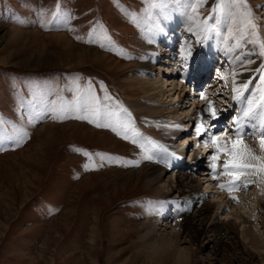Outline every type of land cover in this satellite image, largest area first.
I'll return each instance as SVG.
<instances>
[{"label":"rangeland","instance_id":"rangeland-1","mask_svg":"<svg viewBox=\"0 0 264 264\" xmlns=\"http://www.w3.org/2000/svg\"><path fill=\"white\" fill-rule=\"evenodd\" d=\"M154 2L159 0H0V117L10 122L5 125L9 133L13 124L25 133L19 145L0 137V264H176L172 256H176L175 246L167 251L171 255L165 252L164 261L160 262L144 243L149 230H154L155 235L165 233L166 226L163 230L153 227L164 211L172 213L169 221L174 225H168L166 233L174 234L175 242L190 241L188 246L195 252L188 264H239L236 256L250 263L252 255L255 264H264V170L259 167L262 161L248 158L244 163L257 166L230 169L245 171L237 178L221 174L223 161L229 158L221 153L215 161L216 179L214 173L208 177L203 166H198L194 179L186 182L187 193L197 184L200 196L210 204L207 226L225 222L236 229L235 243L224 239L232 244L231 250L225 247L220 254L215 243L213 248L208 246L216 233L199 239L185 233L176 204L162 193L169 182L175 183L177 172L166 173L162 183L152 181L178 158L192 165L203 161L208 153L207 157L216 154L212 141L198 140L195 126H209L208 135L221 137L222 146L231 148L233 140L241 139L253 155L264 157L259 131L255 135H235L238 126L246 129L244 133H252V125L261 121L264 84L259 80L262 73L255 69L264 64V56L259 55L260 44H264V0H246L251 17L245 14L243 5L229 8L230 0H206L202 6H197L196 0H165L162 7H152ZM218 3L225 12H213ZM229 11L234 17L227 15ZM53 13L57 15L54 17ZM249 19L255 29L248 24ZM172 22L176 28L171 32ZM93 29L95 33L89 37ZM165 33L168 37L176 34L175 49H182L181 56L186 59L181 63L186 67L179 71V79L188 69L192 75L200 74L202 61L207 58L214 55L219 59V65L214 62V68L198 86L199 93L206 94L205 106L211 101L217 114H206L205 118L194 114L191 126L196 123L187 137L188 150L181 146L185 139L164 140L165 134L175 133V125L178 130L181 128L179 121L174 120L179 115L173 113L172 107L163 121L153 117L147 109L157 101L167 104L170 97L162 99L161 88L154 95L144 93L138 74L145 68L143 62L153 64L161 45L166 49L163 52L170 53L169 44L166 46L163 39ZM90 39L94 42L89 43ZM200 41L210 43V50L216 52L205 51L203 56ZM237 42L239 48L235 47ZM75 50L87 57L77 60ZM249 60L253 63H247ZM154 68L152 79L169 74L167 66ZM217 72L220 75L216 76ZM249 81L248 89L234 100L237 92L233 88ZM77 82L81 89L91 83L109 111H118L116 101L121 102L131 112V127L126 132L119 128L118 135L111 128L75 118L84 112H69L63 120L55 118L58 114L48 110L51 102L58 105L61 97L71 101L77 95ZM177 90L174 99L183 92L181 85ZM106 94L112 99L104 100ZM249 100L253 101L255 116L241 120ZM176 105L183 106L179 101ZM190 105H195L193 96ZM234 117L238 123H234ZM167 118L173 121H166ZM214 118H220V122H213ZM109 120L102 117L99 122ZM125 134L130 139H123ZM132 139L137 143H132ZM179 144L175 156L162 163L173 145ZM77 148L92 153L91 161ZM98 152L113 159L101 160L95 155ZM145 155L153 159H144ZM207 159L204 165L209 167L211 159ZM92 162L97 167L86 170L84 164ZM211 177L213 180L207 183ZM220 184L226 187L221 188ZM190 201L187 198L179 205L190 207ZM247 217L249 221L244 223Z\"/></svg>","mask_w":264,"mask_h":264},{"label":"bare ground","instance_id":"bare-ground-1","mask_svg":"<svg viewBox=\"0 0 264 264\" xmlns=\"http://www.w3.org/2000/svg\"><path fill=\"white\" fill-rule=\"evenodd\" d=\"M175 28H176V24H175V22H172L170 31L172 32ZM186 32H188V31H186ZM195 32H196V29L194 28L193 33H195ZM175 33H173L172 35H169V37L165 33V35H164L165 37L163 38L165 42L167 41V43H165V44H167L166 46H168V44H169L170 53L167 54L166 52H163L166 49H165V46L161 45V52H160L159 56L156 58V60H153L154 61L153 64H150L148 66V65H146V62H143L142 66L145 68L140 69V72L138 74L140 75L139 79L143 82L142 84L144 85L142 87V91L144 93L149 94V95L150 94L154 95V93H156V91L159 88H161L162 89L161 90L162 91L161 98L162 99L165 98L167 100V98L170 97V100H168L170 102V103L168 102L169 104L168 103L165 104V103H162L160 101L153 103L152 106L147 109V110H149L150 114L153 117H156V118L161 119L163 121V119L165 117L164 114L168 113V112L170 113V111L173 110L172 107H174L173 113L179 115L174 120L179 121V126L181 124V126H180L181 128L179 127L180 129L178 130V128H177L178 125H175L176 131H173L175 133L171 132L172 134H168V135H171L169 137L167 134H165L164 140L167 142L170 140L172 141V139H174V137L178 140L185 139V140H183L184 142L181 144V146H183L184 150L185 149L188 150L189 146H187L188 145V138L187 137L190 134V130H193L195 123H196V122L195 123L193 122L194 126H191V123L194 120V118H193L194 114L198 113L200 118H205L206 114H210L208 111H206V108H207V106H205L206 102L204 103L203 102L204 99H201L198 86L199 87L202 86V83H204V80H206V78H207V73L209 71H211L212 68H214V66H215L214 62H218L217 60H219V59L215 58L213 55V57H209V60L207 58L206 60L202 61L204 64L201 66V70H203V71L200 74L192 75V72H190V69H188L187 73L183 74V77L181 79H179L178 77L181 75L179 73V71H181V69L183 67H186V65H182L181 63L183 62V60L185 61L186 59L184 57H182L183 56L182 49L179 50V52H181L180 54L175 49L176 48L175 45L178 43L176 41L177 36ZM196 34L198 35V33H196ZM207 38L208 37H206V39ZM187 43L188 42H185V45H187ZM198 45L203 46L202 52H201V54L203 56L205 55V51H209L210 54H211V52L212 53L216 52L214 49L210 50L212 48L210 43H204V41H202V42L200 41V43ZM199 46H198V48H200ZM93 54L94 53H92V55ZM73 55L77 56V60H80V61H82V59H85L87 57L86 53L79 52L78 50H75L73 52ZM168 55H169V58L167 60L174 61V63H167L166 57ZM148 56L146 57V59L148 58ZM171 57H173V59H171ZM202 62H201V64H202ZM217 64L219 65V62ZM200 65H199V67H200ZM204 65H205V67H204V69H202V67ZM164 66L165 67L167 66L166 71L169 72V74L160 76L159 77L160 79L159 78L158 79L150 78V76L152 75V71H156V69L154 67L161 68ZM198 73H199V71H198ZM213 75H214V73H213ZM217 75H220V73L217 72L216 76ZM164 76H169V79H165ZM223 80L225 81L226 78L223 77ZM219 83H221V81H219L218 84ZM243 83H246V82H242L240 84H243ZM178 85H181V89H183V92L181 90V93L178 94L179 95L178 98L174 99V95L176 94V91H178L177 90ZM192 96L195 99V105L193 108H191V105H190V98ZM204 96H206V94H204ZM176 100L181 102L183 104V106L176 108V106H177ZM202 103H204V104H202ZM170 108H172V110H170ZM198 108H201V109H198ZM219 119L220 118H214L213 122L218 123V122H220ZM166 121L172 122L173 119H168ZM210 122H211V120H209L208 124H206V125H209ZM190 126H191V128H190ZM207 127H209V126H207ZM245 127H247V126H245ZM245 127H243V129ZM164 128H168V127L165 126ZM196 128H197V126H195V133H196L195 135L197 136L198 140L200 141L201 139H204L205 142L210 143L211 142L210 135H212L211 133H209V135H208V130L210 131V128H208V129L205 128V131H202L199 135H197ZM214 128H217V126ZM245 130H242V133H244ZM166 131H168V130L166 129ZM180 136H182V137H180ZM243 140H245V139H243ZM205 142L203 143L204 145H205ZM178 146H180V144L176 145V146L173 145L172 151H170L169 154L165 155V158L162 160L163 161L162 163L165 164L167 161H169V159H171L175 156L176 152L178 151ZM184 150H183V152L182 151L180 152V154H179L180 157H182L184 155ZM190 150H192V149H190ZM173 153H174V155H171ZM191 154L193 155V151ZM208 154H206V156L204 157V160L206 158H209L207 160H210V156L207 157ZM201 159L203 160V158H201ZM204 160L201 162L197 161L196 163L189 165V164H186L185 161L182 162L181 159L178 158L177 162H175L173 164V166H171V168L167 167V169L162 171L161 174L156 175L154 177V179H152V181L162 183V181H164L163 178H164V176H166V173H168L169 171L171 172L173 170L177 172L175 183L169 182L168 185L165 186V188L167 190L164 192L161 191L163 189V187H161V186L159 187V190L166 195V198L170 201V203L176 204L177 210H175V211L177 212V215L179 217H181V220L179 222H181L180 226H183L185 233H192V236L197 238V239H199L200 237H202L204 235H207L210 232L216 233L215 239H209V241H211V242L209 243L208 246L213 248L214 243H215V246L217 247V251L220 254V250L223 252V250L226 249L225 247L228 248V246H229V249L231 250L232 244L225 242L224 239L225 238L227 240L231 239L233 242V240H234L233 236H235V234H236V229L233 226H231V224L225 223V222H223V223L212 222V224L210 226H207L206 220L208 218V213L210 210V204H208L204 200L202 195L200 196V194L198 192L197 184L195 185L194 189L190 193H187L188 191H186V189H185L186 188V182L188 180L194 179V170L197 169L198 166H203V171H204L206 176L208 175V177L213 173V169L211 167L212 160L208 161V163L209 162L211 163L209 167H208V164H207V167L204 165ZM198 162L200 164H197ZM244 173H245V171H241V174H244ZM211 180H213L212 177L210 178V180L207 179V183H208V181H211ZM165 183L166 182H164V184ZM190 186H192V185H190ZM174 193H175V196H173ZM186 194H188V195H186ZM187 198H191L190 203H192V206L189 205L190 207H187V206L182 207L181 205H179L181 201L183 202ZM218 200H220V199H218ZM261 208H264V202H263V206ZM164 212L165 213L162 215V218L159 217L156 219L153 227H155L157 229L159 228L160 230H163V226H166L164 228L165 233H163V231H162L163 234H161V235L156 234L155 235L152 233V231H154V230H149L145 235V236H147V239L144 243L146 244V247L148 246L150 249H152V251L155 253V255H157L160 262L164 261V253L167 252L168 250H171V249L173 250L174 246H175L177 248V251L175 250L176 256H174L175 254L172 255L173 260L175 257L176 258L175 259L176 264H188V263H190V260L192 259V257L195 256L194 255L195 252H193L192 246L190 244L188 246V243H190V241H188V240L183 241V239H181L182 241L178 240V242H175L174 241V234L166 233V231H168V230H166L167 226L172 224V220H170L171 222L169 221V219H171V217H172V213H170L168 215L167 214L168 211H164ZM226 214H228V213H226ZM244 220H245V218H244ZM244 220H243V222L246 223L247 221H249V218L247 217L246 221H244ZM164 222H166V223H164ZM250 224H251V222H250ZM172 226H174V225L172 224ZM172 226L169 228H172ZM157 229H155V230H157ZM246 231H247V229H246ZM159 234H160V232H159ZM190 240H191V238H190ZM233 243H235V242H233ZM183 244L187 245L188 247H183L184 246ZM169 255H171V253ZM172 256H171V259H172ZM236 257H237L236 260H238L237 262H239V264H255V259H254V261L252 260L253 258H255L253 255L250 258V260H251L250 263L246 262L245 260H242L239 256H236Z\"/></svg>","mask_w":264,"mask_h":264},{"label":"snow or ice","instance_id":"snow-or-ice-1","mask_svg":"<svg viewBox=\"0 0 264 264\" xmlns=\"http://www.w3.org/2000/svg\"><path fill=\"white\" fill-rule=\"evenodd\" d=\"M165 0H159V3L154 2L152 4V7H162L164 4ZM178 2V0H177ZM206 2V0H196L197 6H202L204 3ZM241 5H243L246 9L247 12L245 13L248 17H251V9L250 7L246 4V0H230V3L228 4V7H232L235 6L237 8H239ZM217 10H219L220 12H225L224 7H221V5L218 3L214 8H213V12H216ZM57 15V13H53V16L55 17ZM227 15L229 16H233L234 17V13L232 12H227ZM217 22H219V20H217ZM233 22H235V20L233 19ZM204 23H207V21H205ZM248 24L251 25V27L253 29H255L256 25L252 23V20L249 19L248 20ZM159 31H163L162 28H159ZM95 33V29H93L92 31L89 32V37H92ZM231 35V31L229 33ZM246 34V33H245ZM76 39H81V37L77 36ZM110 40V37L108 38ZM94 42L93 40H89V43ZM103 47V45H101ZM241 45L239 42L236 43L235 47L239 48ZM229 51H232V49H229ZM259 55L264 56V44H260V53ZM241 57H237V60H240ZM247 63L251 64L253 63V61L249 60L247 61ZM256 72L262 73L259 76V80L261 81L262 84H264V64H262L259 68L255 69ZM235 75V74H234ZM249 83H251V81L243 83L238 85L237 87L233 88L234 92H237V95L233 96L234 100H238L240 99L241 95L243 94V90L248 89L249 87ZM101 85L103 86V82H101ZM74 91L77 93V95H75L73 97V99L71 101H66L64 100L63 97L60 98V102L57 105L56 101H52L51 102V107L48 109L49 111L53 112V113H57L58 115L55 118L58 119H65L67 118L66 114L69 112H84L86 114L84 115H77L75 118L76 119H80V120H88L89 123H93L95 124L97 127H107V128H111V130L113 132H116L118 135L120 134V132L118 131L119 128H123L125 130V132L127 131V129L129 127H131V112L119 101H116V105L118 106V111H109L108 105L106 104H102L101 99L99 96H97L95 94V92L93 91L92 85L91 83H89V85L87 86L86 89H81L79 83H75V88ZM201 99H206V97L204 96V93L202 92L200 94ZM104 100H111L112 97L110 95H105ZM261 100L264 101V96L261 97ZM206 111H208L210 113V115L212 117L216 116V111L213 108V104L211 101L208 102ZM121 113H123L124 115L121 116ZM261 121L259 123V125H252L253 127V132L252 133H243L244 135H255L257 131H259L260 135H259V142H260V147L261 150H264V107H262L261 110ZM251 116H255V112H254V105H253V101L249 100L248 102V108L246 111L243 112V115L241 117V120H243L244 118L247 117H251ZM110 118L108 123H100L99 121L101 120V118ZM234 123H238L236 121V118H233ZM10 122L5 121L3 119V117H0V137H6L7 139H11L14 140L17 145H19V143H21L25 137V133L23 132L22 129L17 128L14 124L11 126L12 127V131L9 133L8 129L5 127L6 124H8ZM135 131V129H133ZM197 131V135H199L202 131H205V129L203 127H197L196 129ZM235 135L237 137H240L242 135V127L238 126L235 132ZM123 139L128 140L130 139V137L125 134L123 136ZM210 139L213 143V145L216 148V154L212 155L210 157V159L213 161V164L211 165L212 169H213V178L216 179L217 176L215 175L216 172V164L215 161L218 160L219 158V154L223 153L225 155H227L229 158L223 161V172L221 174H229V175H233L236 176L238 178V176L241 174L237 171H230V169H239V168H251V167H256L257 165L251 164V163H244L245 159L250 158L251 160H256V161H262V163L259 165V167L261 168V170H264V157H259V156H255L252 154L251 149L248 148L247 145L243 144V141L241 139H236L233 140L231 142V148L228 147L227 144H223V146L221 145V137L219 136H215V135H210ZM132 143H137L136 139H132ZM141 147H143V145H141ZM78 152H82L83 155H85L86 157L89 158V160L91 161L93 154L89 153L87 150L84 149H75ZM161 150L164 152H167L166 148H163V146H161ZM96 156L100 157L101 160L104 159H113L112 157L108 156V154L106 153H95ZM171 155H174L171 154ZM144 159L147 160H151L153 159V156L151 155H145ZM129 164H139V161H128ZM103 166V165H100ZM96 168L97 165L95 164V162H92L91 164L89 163H85L84 164V168L86 170H88L89 168ZM231 182L229 187V190H231ZM219 187L224 188L226 187V185L224 184H220ZM233 199H235V197H233ZM149 203H153V202H149Z\"/></svg>","mask_w":264,"mask_h":264}]
</instances>
